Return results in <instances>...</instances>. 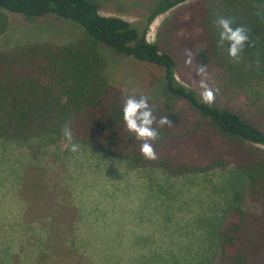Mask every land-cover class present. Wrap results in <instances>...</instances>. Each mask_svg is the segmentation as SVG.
Instances as JSON below:
<instances>
[{
    "label": "trees",
    "instance_id": "1",
    "mask_svg": "<svg viewBox=\"0 0 264 264\" xmlns=\"http://www.w3.org/2000/svg\"><path fill=\"white\" fill-rule=\"evenodd\" d=\"M6 12L26 22L54 15L72 21L83 34L62 45L0 50V140L76 143L170 177L232 168L245 180V203L218 227L210 264H264V0H157L141 29L100 15L89 0H0V36ZM166 12L155 39L147 41L148 26ZM218 16L248 30L239 62L229 57L230 44L218 46ZM98 45L160 68L165 90L190 111L189 116L168 114L148 99L157 120L167 116L171 123L155 125L158 159L144 158L142 141L123 120L126 99L143 95L105 79ZM186 51L194 64H186ZM195 65L207 66L206 77ZM185 74L220 89L212 105L201 101V89ZM66 125L71 141L63 135Z\"/></svg>",
    "mask_w": 264,
    "mask_h": 264
},
{
    "label": "rangeland",
    "instance_id": "2",
    "mask_svg": "<svg viewBox=\"0 0 264 264\" xmlns=\"http://www.w3.org/2000/svg\"><path fill=\"white\" fill-rule=\"evenodd\" d=\"M89 1L100 15L139 29L157 3ZM169 13L152 20L147 41ZM5 16L0 50L62 45L83 34L54 15L30 22L20 14ZM97 48L110 84L142 94L168 114L190 115L165 90L160 68ZM72 144L0 140V264H210L218 227L245 203L246 183L234 169L170 177L80 144L72 152Z\"/></svg>",
    "mask_w": 264,
    "mask_h": 264
},
{
    "label": "clouds",
    "instance_id": "3",
    "mask_svg": "<svg viewBox=\"0 0 264 264\" xmlns=\"http://www.w3.org/2000/svg\"><path fill=\"white\" fill-rule=\"evenodd\" d=\"M216 24L219 29L218 46L223 47L225 44H230L228 55L234 61L239 62L245 51L244 45L249 41L248 30L244 26L236 25L233 19L225 18L224 16H218ZM186 56V64H194L193 54L186 51ZM195 69H197V66ZM197 70L199 76L206 77L207 66H199ZM198 85L201 89V101L204 104L212 105L220 89L211 87L207 79H200ZM123 120L127 130L134 133L136 138L142 141L140 150L144 158L147 160L158 159L157 152L153 146V143L159 138V132L155 125L158 124L160 127L171 126L167 116L160 117L157 120L154 110L149 106L147 97L136 98L135 96H129L123 106ZM63 135L69 141L73 139L72 130L69 126L66 125L63 128ZM79 147V144L73 143L71 151L77 152Z\"/></svg>",
    "mask_w": 264,
    "mask_h": 264
}]
</instances>
